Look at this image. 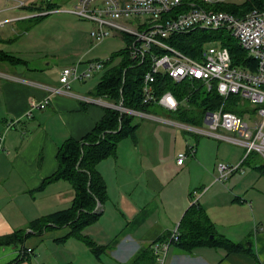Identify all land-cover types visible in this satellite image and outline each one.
<instances>
[{
    "label": "crops",
    "instance_id": "1",
    "mask_svg": "<svg viewBox=\"0 0 264 264\" xmlns=\"http://www.w3.org/2000/svg\"><path fill=\"white\" fill-rule=\"evenodd\" d=\"M101 43L92 47L99 45L98 51ZM42 47L44 45L40 44ZM31 49H1L22 62L0 63V135L3 136L0 236L18 230L30 233V222L71 206L74 191L68 182H52L42 189L40 186L56 171V156L62 143L68 139H82L109 108L91 101L100 99L90 94L96 84L87 86L93 75L90 80L71 83L69 91L51 95L43 110H30V102H42L49 96L45 88L61 87V70L74 65L45 62L37 66L31 63ZM43 59H47V54ZM85 66L82 63L79 69ZM101 99L112 104L104 97ZM157 111H162L164 116ZM170 114L163 108H151L147 116L141 117L144 121L137 124L135 140L122 141L114 157L98 163L96 168L107 193L103 214L109 210L105 204H110V210L113 206L112 209L119 213L114 219L119 228L104 232L99 225L102 219H99L84 229L83 234L100 246L110 247L105 253L110 260L128 264L143 246L170 235L191 201H198L218 237L241 244L242 249L228 252L221 246H197L182 250L170 245L165 264H264L262 157L257 154L260 162L256 155L252 161L246 159L241 172L218 181L217 165L238 164L244 149L220 142H227L223 139L215 143L213 140L218 138L211 136L190 134L194 140L188 141L178 133V130L185 131ZM220 132L224 135V131ZM188 147H193L194 156L189 155ZM180 153L187 156L178 165ZM97 224L101 233L95 231ZM68 231L64 226L33 234L24 244L25 249L32 251L28 256L30 260L21 264H77L49 256L53 248L67 245L81 253L83 263L93 264L91 260L94 259L98 262L99 258H95L83 243L73 238L61 242ZM20 250V245L0 246V264L15 259Z\"/></svg>",
    "mask_w": 264,
    "mask_h": 264
},
{
    "label": "built area",
    "instance_id": "2",
    "mask_svg": "<svg viewBox=\"0 0 264 264\" xmlns=\"http://www.w3.org/2000/svg\"><path fill=\"white\" fill-rule=\"evenodd\" d=\"M9 1V0H7ZM50 0H48L49 2ZM72 10H42L39 15H28L7 21H0V27L51 13H67L92 24L89 37L93 44H99L114 36L128 39L125 42L129 59L139 66L148 63L143 75V104H154L168 112H175L180 103L171 92L160 96L155 94V77L167 75L173 83L184 80H197L206 91L215 89L220 97L226 100L230 95L240 101L256 107L259 121L251 123L247 115L238 116L226 111L224 104L214 111L203 115L201 126H191L178 122L177 126L194 136H211L223 139L244 149L240 162L236 165L219 163L217 180L222 181L230 174L241 172V166L252 154H258L264 161V7L254 9L238 17L225 11L208 10L203 6L223 4L227 0H199L201 5L182 0H74ZM13 9H26L24 1H18ZM226 31L233 37L246 53L247 58L255 63L254 70L232 66L229 51L219 45V41L205 43L197 55L191 58L178 51L170 44V38L194 31ZM109 58L97 59L86 63L83 70L79 61L72 66L64 67L59 75V88H45L49 96L42 102H30L29 109L43 110L51 95L69 91L71 83L90 80L95 74L103 72ZM121 113L145 117L147 113L125 109L118 105L103 102L102 99L91 100ZM184 101H187L186 99ZM185 104V102L181 103ZM220 131L231 134L224 136ZM3 136L0 135V150ZM189 155L194 156L193 147ZM180 153L176 163L181 165L186 159ZM99 209V204L97 205ZM177 227L166 241L154 242L152 249L156 256L155 264H165V257L170 245L178 241ZM29 251V249H28Z\"/></svg>",
    "mask_w": 264,
    "mask_h": 264
},
{
    "label": "trees",
    "instance_id": "3",
    "mask_svg": "<svg viewBox=\"0 0 264 264\" xmlns=\"http://www.w3.org/2000/svg\"><path fill=\"white\" fill-rule=\"evenodd\" d=\"M187 10V3L194 1L201 5L199 0H182ZM50 5H53L50 3ZM36 5H33L35 9ZM208 10L225 11L235 16L241 17L245 13L264 7V0H245L242 6H228L226 4H216L203 6ZM44 17V16H43ZM43 17L33 19L39 20ZM1 40V39H0ZM128 43V39L125 38ZM219 41L221 47L229 51L232 66L241 69L254 70L255 63L247 58L246 53L238 45L237 41L226 31H194L188 34H180L170 38V44L178 51L191 58H197L203 45L208 42ZM20 59L0 50V63H19ZM148 69V63L139 66L135 65L127 53V49H121L109 56L106 67L101 72L99 82L90 92L93 98H106L113 105L121 103L122 107L143 113H149L151 108L160 106L154 104H143L142 84L143 75ZM155 94L162 95L171 92L180 103L178 109L170 114L172 119L180 123L201 126L203 115L207 111H214L224 104L226 111L242 116L243 111L237 102L240 99L235 95H230L226 100L218 95L215 89L206 91L197 80H184L180 83H173L167 75L158 74L155 77ZM187 101H184V100ZM185 102V104H181ZM191 103L192 106H187ZM135 116L121 113L117 109L107 108L103 117L95 124L93 129L80 140L68 139L62 143L57 152V169L40 186L56 182H68L74 191L71 206L65 210L43 216L30 222V233L25 230H18L12 234L0 236V246L20 245L19 255L6 264H21L29 261L32 254L31 249H25L26 240L33 234H40L55 228L67 226L68 233L61 242L73 238L83 243L95 258L105 254L110 247L100 246L91 238L83 234L84 229L94 224L103 214L102 206L106 202L107 193L105 182L97 171L96 166L102 160L114 157L118 144L126 139L135 140V131L138 128L134 123ZM186 133V132H185ZM255 153L247 157V162L254 160ZM99 204V209L97 205ZM178 241L172 245H177L182 250H190L197 246L223 247L227 251H238L242 249L241 244L232 243L224 238L218 237L213 225L198 201H191L190 206L183 214L177 225ZM159 238L155 242L166 241ZM212 236V238H210ZM152 245L143 246L135 253L128 264H155V254ZM72 264V263H69Z\"/></svg>",
    "mask_w": 264,
    "mask_h": 264
},
{
    "label": "rangeland",
    "instance_id": "4",
    "mask_svg": "<svg viewBox=\"0 0 264 264\" xmlns=\"http://www.w3.org/2000/svg\"><path fill=\"white\" fill-rule=\"evenodd\" d=\"M18 1H24L26 9H13ZM50 3L53 5H50ZM74 3V0H50L49 2L48 0H0V21H7L28 15L37 16L40 14V11L44 9L51 10L52 8H59L60 10H72ZM223 4L239 7L245 4V0H227ZM33 5H36L35 9L32 8ZM90 27L91 24L85 20L61 12L48 14L39 20L29 19L14 22L12 24L7 22L0 27V39L5 42L2 43L0 41V50H24L25 48L30 47L32 48L29 50V57L32 61L31 63H36V65L39 66L40 63L45 62L77 64L80 60L86 64L90 61L97 60V58L106 59L109 55L124 49L126 42L125 38L112 35L100 44L97 51L99 45L95 48L92 47L93 43L88 35L91 30ZM9 40H11L12 43L8 44ZM40 44H43L44 47L40 48ZM89 51L90 53H88ZM45 54H47V59H43ZM100 77L101 73L95 74L93 80L88 82L89 84H87V86L97 84ZM237 103L243 111L242 115L245 114L249 118L247 121L253 124L259 121L256 107L254 105L243 101ZM187 106H192V104L187 103ZM157 113L158 115L164 116L162 111H157ZM141 121H144V119L139 116L134 118L135 124L141 123ZM178 131V133H182L181 135L188 141L194 140L192 135L183 133L180 130ZM222 134L231 136V134L226 132H222ZM213 141L217 143V141L220 140ZM220 142L232 145L228 142ZM256 158L257 161L260 162V157L257 156ZM109 205V203L105 204V207H109V210L107 213L104 212L103 216L101 215L102 217H99V219H102L99 225L104 232H106V230L113 232L119 228L118 225H115L114 221L119 213L112 209L113 206H111L112 208L110 210ZM95 231H100L98 224L96 225ZM99 233H101V231ZM80 254L79 251L72 249L69 245L59 247L58 249L53 248L49 251V256L62 260V262L66 261L85 264L81 261ZM91 261L93 264H116L105 254L99 257L98 262L95 259ZM90 263L91 262H88L86 264ZM122 264H125V262L122 261Z\"/></svg>",
    "mask_w": 264,
    "mask_h": 264
},
{
    "label": "water",
    "instance_id": "5",
    "mask_svg": "<svg viewBox=\"0 0 264 264\" xmlns=\"http://www.w3.org/2000/svg\"><path fill=\"white\" fill-rule=\"evenodd\" d=\"M210 238H212V236Z\"/></svg>",
    "mask_w": 264,
    "mask_h": 264
}]
</instances>
